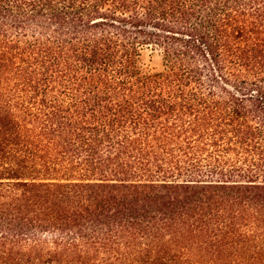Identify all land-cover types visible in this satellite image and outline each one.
Returning <instances> with one entry per match:
<instances>
[{"label": "trees", "instance_id": "16d2710c", "mask_svg": "<svg viewBox=\"0 0 264 264\" xmlns=\"http://www.w3.org/2000/svg\"><path fill=\"white\" fill-rule=\"evenodd\" d=\"M0 264H264V0H0Z\"/></svg>", "mask_w": 264, "mask_h": 264}, {"label": "rangeland", "instance_id": "374dc122", "mask_svg": "<svg viewBox=\"0 0 264 264\" xmlns=\"http://www.w3.org/2000/svg\"><path fill=\"white\" fill-rule=\"evenodd\" d=\"M140 66L143 70L147 71H160L162 63L157 53L145 50L140 58Z\"/></svg>", "mask_w": 264, "mask_h": 264}]
</instances>
